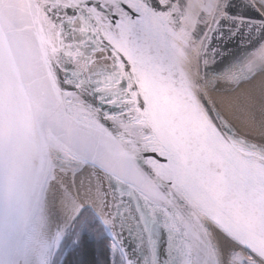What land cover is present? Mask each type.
<instances>
[{
    "label": "snow or ice",
    "instance_id": "1",
    "mask_svg": "<svg viewBox=\"0 0 264 264\" xmlns=\"http://www.w3.org/2000/svg\"><path fill=\"white\" fill-rule=\"evenodd\" d=\"M13 148L50 264H264V0H0Z\"/></svg>",
    "mask_w": 264,
    "mask_h": 264
},
{
    "label": "water",
    "instance_id": "2",
    "mask_svg": "<svg viewBox=\"0 0 264 264\" xmlns=\"http://www.w3.org/2000/svg\"><path fill=\"white\" fill-rule=\"evenodd\" d=\"M10 151L11 158L0 167V264H16L20 258L28 264L43 223L45 196L34 170L23 165L14 148Z\"/></svg>",
    "mask_w": 264,
    "mask_h": 264
},
{
    "label": "bare ground",
    "instance_id": "3",
    "mask_svg": "<svg viewBox=\"0 0 264 264\" xmlns=\"http://www.w3.org/2000/svg\"><path fill=\"white\" fill-rule=\"evenodd\" d=\"M44 216L43 223L36 234L35 243L29 255L28 264H42L45 259V249H48L46 264H49L51 253L56 244V228L55 221L57 215H67L68 212L64 210L59 203H53L52 197L49 194L48 199H44ZM16 264H22V259H18Z\"/></svg>",
    "mask_w": 264,
    "mask_h": 264
},
{
    "label": "rangeland",
    "instance_id": "4",
    "mask_svg": "<svg viewBox=\"0 0 264 264\" xmlns=\"http://www.w3.org/2000/svg\"><path fill=\"white\" fill-rule=\"evenodd\" d=\"M56 245H57V242H56V244H55V246H54V248H53V251L55 250ZM53 251H52V252H53ZM51 254H52V253H51ZM51 254H50V255H51ZM50 260H51V258H50ZM49 264H50V261H49Z\"/></svg>",
    "mask_w": 264,
    "mask_h": 264
}]
</instances>
